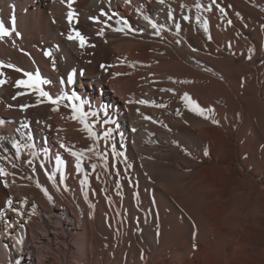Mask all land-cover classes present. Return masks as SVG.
<instances>
[{"label": "bare ground", "instance_id": "1", "mask_svg": "<svg viewBox=\"0 0 264 264\" xmlns=\"http://www.w3.org/2000/svg\"><path fill=\"white\" fill-rule=\"evenodd\" d=\"M197 2L0 0V61L73 97L0 68V264H264V0Z\"/></svg>", "mask_w": 264, "mask_h": 264}, {"label": "snow or ice", "instance_id": "2", "mask_svg": "<svg viewBox=\"0 0 264 264\" xmlns=\"http://www.w3.org/2000/svg\"><path fill=\"white\" fill-rule=\"evenodd\" d=\"M62 2H65V0H62ZM74 2H75V0H66L67 7L69 9V11L67 13V19H68V22L70 24L74 20H77V14L75 13V10L72 7ZM159 2L163 3V0H159ZM195 7L197 8L198 11L201 8H204L206 11H209V12L212 11L213 7H216L222 14L224 13V8L219 7V5L217 4V0H212V3L209 4L208 6L201 5L199 2H197L195 4ZM104 15H106V13L102 11L101 16H104ZM169 15H171V14L169 13ZM89 19L94 21V22H99L98 17H89ZM109 19H111V17H109ZM145 19H148V18L145 17ZM184 19L187 20V19H189V17L185 16ZM196 19L199 22L200 16H197ZM77 22H78V20H77ZM149 23L151 24L153 29L157 28V25L155 23H152L151 20H149ZM227 23L229 25H231L232 21L228 20ZM124 24H125V26H127V21H124ZM176 27H177V29H179L180 25L177 24ZM203 27H204V31L207 33L208 32V21L207 20L203 21ZM262 27H264V26H262ZM114 31L123 32L124 29L123 28H116V29H114ZM14 32H15L16 36L20 35L19 32L15 31L14 21H13V27L12 28L6 27L3 22H0V40H3L5 37L12 36ZM103 34H104V30L100 29L98 35L102 36ZM67 39L70 41L78 42L80 48H84L86 46H93V45H88L86 37L84 35H82L79 31L74 30L73 34H69ZM209 39H211V36H209ZM195 50L196 49H193V51H195ZM44 54L46 56L52 55L51 52H45ZM249 59H251V57H249ZM2 67L11 68L17 72H23L24 76L27 77V79H20V80L15 81V87H17V88L25 87V88L33 89L38 93L39 97L46 98L47 101L49 102V104H51V105H58L64 99H68V100L73 99V97H71V96H64V95H58V96L53 97L52 95L49 94V92L42 90V88H40V85H42L44 83H48V81L42 80L40 78L38 72L35 74L30 73V72H24L23 69L18 68L15 65H12V64L5 65L2 61H0V68H2ZM0 76H3L2 72H0ZM67 79H68L69 83L72 82V76L71 75L68 76ZM6 82H7L6 80L0 79V85L5 84ZM166 91H172V90L167 89ZM18 94H23V93H18ZM13 99H15V97H13ZM76 99H79V97H76ZM181 99L185 102V105L188 106L191 111L197 113L198 115L204 116V109H202L187 93H184V95L181 97ZM42 102H43L42 100L37 101L38 104L42 103ZM139 103L143 104V103H147V102L146 101H139ZM157 106H162V105H157ZM20 107H21V110H24V109L30 107V105H21ZM71 107H72V112L74 113L71 116V119L79 120V122L82 125H84V129L89 132V135L95 137L96 134L93 132L90 125L86 122V117H85L83 111L81 110V108H78L75 104L71 105ZM53 110L56 111V110H58V108H54ZM208 111L211 112L212 109H209ZM205 118L207 119L208 117H205ZM146 119H150V117H146ZM3 123H4V121L0 120V124H3ZM213 123H219V121L213 120ZM111 136H112L111 129H108L107 131H105L103 133V137L105 140L109 139ZM61 147L66 148V150L69 151L73 157H75V159H76L75 168H76L77 172L83 171L82 160L84 157V152L85 151H92V149L88 148L86 150L76 151V150H73V148L66 147L64 144H61ZM112 151H113L114 155H117V156L122 155V153L116 152L115 145L112 146ZM204 155H208L207 149H205ZM59 162H60L59 158H57V164L58 165H59ZM91 167L93 170H95L96 165L92 164ZM129 167H130V165H129ZM7 175H8V173L3 168H0V177H6ZM48 179L53 180L54 176L50 174L48 176ZM62 180H63V177H61V181ZM81 183L82 184L88 183V176L87 175L84 176V178L81 180ZM5 186H7V185H5ZM7 204L9 207H11L12 201L8 200ZM193 247L195 248L196 245H193ZM17 264H19V262H17Z\"/></svg>", "mask_w": 264, "mask_h": 264}, {"label": "rangeland", "instance_id": "3", "mask_svg": "<svg viewBox=\"0 0 264 264\" xmlns=\"http://www.w3.org/2000/svg\"><path fill=\"white\" fill-rule=\"evenodd\" d=\"M198 2H199L201 5L208 6L209 4L212 3V0H198ZM211 13H213V14L215 13L216 15L218 14V12L215 10V7H213ZM99 30H100L99 28H98L97 31L95 30L96 33H99ZM219 30H220V29H219ZM220 31H221V30H220ZM181 149H182L183 153H185V154L188 153L187 150H186L185 148H181ZM236 164H237L236 159H232L231 162H230V165L233 166V167H235ZM252 174H253L252 171H246L245 176H246V177H248V176H252ZM44 216H46V215L44 214Z\"/></svg>", "mask_w": 264, "mask_h": 264}]
</instances>
